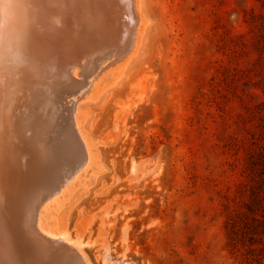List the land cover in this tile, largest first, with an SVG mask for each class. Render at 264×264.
<instances>
[{
	"label": "rangeland",
	"instance_id": "374dc122",
	"mask_svg": "<svg viewBox=\"0 0 264 264\" xmlns=\"http://www.w3.org/2000/svg\"><path fill=\"white\" fill-rule=\"evenodd\" d=\"M134 7L132 50L88 77L78 102L58 64L36 69L22 172L42 155L70 160L75 105L88 154L40 229L87 264H264V0Z\"/></svg>",
	"mask_w": 264,
	"mask_h": 264
},
{
	"label": "bare ground",
	"instance_id": "6f19581e",
	"mask_svg": "<svg viewBox=\"0 0 264 264\" xmlns=\"http://www.w3.org/2000/svg\"><path fill=\"white\" fill-rule=\"evenodd\" d=\"M135 21L134 0H0V264H87L74 244L42 231L38 224L40 210L87 162L75 122L77 107L68 126L77 148L66 154L70 160L42 155L36 168L24 172L23 165H29L26 143L35 144L36 138L26 131L35 128L30 124L34 121L24 126L23 120L31 119L28 105L35 100L32 80L40 61L63 69L66 82L78 92V102L88 77L105 61L132 50ZM41 97L45 109L47 99L43 93ZM26 173H32L34 181ZM49 253H57V260Z\"/></svg>",
	"mask_w": 264,
	"mask_h": 264
}]
</instances>
